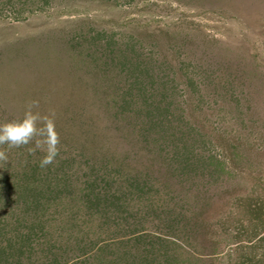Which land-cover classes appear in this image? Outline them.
<instances>
[{
    "label": "rangeland",
    "instance_id": "374dc122",
    "mask_svg": "<svg viewBox=\"0 0 264 264\" xmlns=\"http://www.w3.org/2000/svg\"><path fill=\"white\" fill-rule=\"evenodd\" d=\"M263 204L264 0H0V264H235Z\"/></svg>",
    "mask_w": 264,
    "mask_h": 264
},
{
    "label": "trees",
    "instance_id": "16d2710c",
    "mask_svg": "<svg viewBox=\"0 0 264 264\" xmlns=\"http://www.w3.org/2000/svg\"><path fill=\"white\" fill-rule=\"evenodd\" d=\"M101 192H98L96 200H98V202H96L95 205L99 204V200L101 198ZM31 206H35L34 203L31 204ZM252 211V210H251ZM30 212V210L28 211ZM254 213V211L252 212V214ZM256 216H254V226L253 227V235H252V239L253 238H258L259 241H255L253 243H244V245H241V247H239L238 250H236V252L239 251V254H237L236 256V263L235 264H264V235H262V233H258L256 228L262 227L264 228V204L257 208V211L255 212ZM263 217V219H262ZM244 232H242L243 234ZM245 234V233H244ZM241 235H239L238 237L240 238ZM241 241V240H240ZM245 242V241H244ZM243 243V240L241 241V244ZM261 251H260V250ZM233 249L230 250V252L225 253H219L218 255H222V256H227L228 258L231 257V251ZM260 251V252H258Z\"/></svg>",
    "mask_w": 264,
    "mask_h": 264
}]
</instances>
